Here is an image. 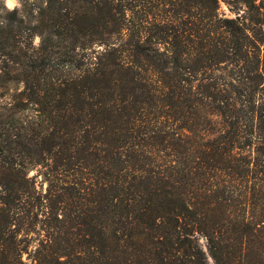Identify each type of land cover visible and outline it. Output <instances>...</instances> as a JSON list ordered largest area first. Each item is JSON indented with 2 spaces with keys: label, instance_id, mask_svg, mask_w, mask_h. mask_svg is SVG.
I'll use <instances>...</instances> for the list:
<instances>
[{
  "label": "trees",
  "instance_id": "1",
  "mask_svg": "<svg viewBox=\"0 0 264 264\" xmlns=\"http://www.w3.org/2000/svg\"><path fill=\"white\" fill-rule=\"evenodd\" d=\"M20 1L0 264H264V0Z\"/></svg>",
  "mask_w": 264,
  "mask_h": 264
},
{
  "label": "rangeland",
  "instance_id": "2",
  "mask_svg": "<svg viewBox=\"0 0 264 264\" xmlns=\"http://www.w3.org/2000/svg\"><path fill=\"white\" fill-rule=\"evenodd\" d=\"M1 1L7 9H12V8H17L18 10L21 9L20 0H1ZM219 9L220 11L224 13V15H227V16L232 15V13L228 12L226 6L222 2L219 3ZM32 41L34 44H37L38 37L34 36ZM19 89H20V85L18 83H9L7 85V91H5V89L0 85V111H2V108H1L2 105H6V107H8L9 104L7 103L9 101V96L11 94L16 93ZM28 173L29 175H32V174L37 175L36 174L37 170L30 169ZM36 180H37V187H41L43 190L45 188V182L42 180L41 176L37 175ZM42 235H43L42 231H39L38 229H36L35 231L30 232L24 238H22L23 240L21 241V245L26 248L25 251H23L21 254L22 264H32L31 257H32L33 250L35 246H37L38 241L42 238ZM196 241L204 253L206 263L214 264L213 259L208 253L203 237L197 235Z\"/></svg>",
  "mask_w": 264,
  "mask_h": 264
}]
</instances>
